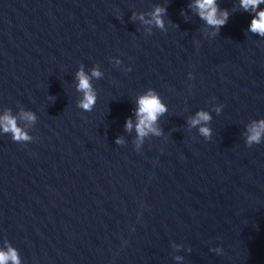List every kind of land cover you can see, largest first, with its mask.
<instances>
[{
	"label": "water",
	"instance_id": "95a60500",
	"mask_svg": "<svg viewBox=\"0 0 264 264\" xmlns=\"http://www.w3.org/2000/svg\"><path fill=\"white\" fill-rule=\"evenodd\" d=\"M194 3L0 0V116L31 137L0 127V250L21 264H264V142L246 143L264 119V38L240 0H217L229 18L215 36ZM158 6L163 29L139 19ZM81 65L102 73L90 112ZM150 89L163 135L137 150ZM201 110L210 140L189 125Z\"/></svg>",
	"mask_w": 264,
	"mask_h": 264
},
{
	"label": "clouds",
	"instance_id": "9594fccd",
	"mask_svg": "<svg viewBox=\"0 0 264 264\" xmlns=\"http://www.w3.org/2000/svg\"><path fill=\"white\" fill-rule=\"evenodd\" d=\"M264 3V0H240V6L245 12L251 11L255 13L249 26V31L264 38V10H258L259 5ZM190 7L197 11L200 19L212 29H214L213 35L219 33L220 28L227 24L229 18V12L227 10H220L217 0H195ZM166 13V9L163 7H156L149 15L150 20H146L144 15L141 14L139 19L145 24H155L156 27L163 29L164 21L163 15ZM135 19V16L133 17ZM131 71V69H128ZM102 73L98 67L93 68L91 75H88L81 65L79 71L76 74L78 80L77 91L82 93L81 99L78 101L77 106L84 111L90 112L97 103V93L91 83L93 77L99 79ZM190 78L192 74H189ZM138 107L135 110L136 123L135 130L137 133V139L135 141L137 150L140 145L144 143L146 136H162L163 130L158 126L160 116L167 112L165 104L162 102V98L157 91L150 89L146 94L140 96L137 100ZM222 107V106H221ZM219 113L221 108H216ZM20 118L27 122H35L36 116L31 111H22ZM211 120L209 112L201 110L196 113L194 117L189 118L190 127H199V133L201 136L211 139V129L207 126V123ZM133 121L129 118L126 122V130L131 132L133 129ZM0 127H2L4 133H11L12 139L18 143H24L31 140V137L18 126V118L11 115V111L8 110L3 116H0ZM264 142V119L254 120L248 126L247 146L251 147L254 144H260ZM117 144H123L122 138L116 140ZM220 252L221 249H215ZM177 259H180L177 257ZM11 261L12 264H21V260L18 253L11 246L8 247V251L0 250V264H8Z\"/></svg>",
	"mask_w": 264,
	"mask_h": 264
}]
</instances>
